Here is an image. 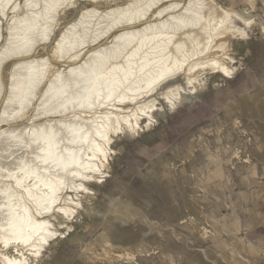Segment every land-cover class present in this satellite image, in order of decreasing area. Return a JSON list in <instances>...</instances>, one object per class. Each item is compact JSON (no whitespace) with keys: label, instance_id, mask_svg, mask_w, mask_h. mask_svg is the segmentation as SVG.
<instances>
[{"label":"bare ground","instance_id":"bare-ground-1","mask_svg":"<svg viewBox=\"0 0 264 264\" xmlns=\"http://www.w3.org/2000/svg\"><path fill=\"white\" fill-rule=\"evenodd\" d=\"M26 1L30 2L25 0L21 5ZM31 1L22 6L26 11L25 7L29 8L27 14L6 25L9 28L13 24L16 32L11 37L16 39L13 44L9 42L6 54L0 53V57L16 58L7 102L15 103L21 112L30 105V98L33 101L36 88L42 86L43 72L49 65L43 57L30 56L48 39L53 17L67 0ZM98 1L111 5L102 10L100 5L95 7ZM115 1L86 0L94 5L83 7L80 16L64 25L65 30L55 39L51 52L56 53L63 68L52 66L55 69L51 70L57 71L42 90V103L36 102L44 106L42 115L50 119L44 125L27 123L18 128L27 137L19 134V139H28L24 146L30 148L29 157L22 156L0 171V264H31L30 256L38 262L59 236L68 237L74 216L82 208L79 194L98 185L101 179L97 182L96 175L109 168L117 138L138 135L143 131L142 123L145 128L154 127L210 90H217L219 84L206 85L203 75L228 80L237 75L233 58L236 44L231 33L240 38L242 29L231 23V12L216 8L210 0H174L161 4V8L156 6L167 0H128L121 6L114 5ZM3 6L0 4V9ZM16 11L15 16L22 12ZM238 13L241 18L247 14L243 9ZM244 23L251 28V22ZM6 106L3 108L12 107ZM7 112H3L6 121L10 119ZM10 114L16 116V111ZM14 133L19 143V132Z\"/></svg>","mask_w":264,"mask_h":264},{"label":"rangeland","instance_id":"rangeland-1","mask_svg":"<svg viewBox=\"0 0 264 264\" xmlns=\"http://www.w3.org/2000/svg\"><path fill=\"white\" fill-rule=\"evenodd\" d=\"M24 1L0 2L4 5V8H1L3 14L0 12V49L6 42L5 38L9 37L8 44L4 46L7 50L4 48L0 50L2 55L8 52V47H11L9 42L13 44V40L16 39L12 38V34L16 32L13 24L18 17L21 18L22 14L25 15L30 11L28 7H25L28 10L26 11L22 6H27L32 1H26L27 3L21 5ZM70 1L72 0L64 3L67 9L62 5L64 11L60 9L56 18L53 17L48 39L42 42L43 44H38L33 50V55L30 56V58L47 59L50 66L45 65L47 71L44 69V72H47V75L50 73V76L43 72L45 82L43 78L42 84L40 82L42 86L38 85L41 90L36 88L32 96L33 101L29 99V111L28 107L23 110L25 115L17 105V109L14 108L15 103L10 105L7 102L10 81L12 82L10 73L13 71L11 69L16 58L0 57L3 62L0 59L2 63L0 64V132L10 129L13 132L8 131L11 135L5 131L0 133V171L5 166L15 164L22 156L29 157L30 148L25 149L27 137L24 135L25 141L19 139L21 135L24 137L20 134L23 131H19L21 127L34 123L41 124V122L44 125L45 121L50 119L45 114L42 115L41 109L44 106L38 104L45 98L42 90L46 82L55 71L63 68L62 61L56 59L57 55L53 54L51 49H55L59 33L80 16L81 10L94 5L88 4L86 0H73L75 3ZM127 1L116 0L114 5L121 6ZM169 1L174 0L163 1L156 7L161 8V4ZM179 1L185 2V0ZM209 2L217 5L216 8L220 7L231 12V23L242 29L240 38L231 33L236 44L233 58L237 75L231 80L203 75V83L206 85L211 82L218 83V89L210 90L201 99L179 109L154 127L145 128L142 123L143 131L138 135L129 134L126 137L121 136L122 139L117 138L115 145L112 146L110 164L104 172L105 175L97 174L96 178L94 175L97 182L101 179L98 185L90 186L91 191L79 194L82 208H79L74 216L73 231L65 239L59 236L58 241L43 253L38 262H33L30 256L31 264H247L242 260V258L246 259V255L244 257L243 254L236 252L244 244L241 241L232 242L233 237L228 235V225L231 224L232 218L228 220L225 210H222L223 206L215 203L217 200L212 194L216 195L212 190L220 194L224 193V196H227L229 191L232 192L227 182L230 176L225 171V166L231 160L223 154L239 156L238 150H244L246 153L254 151L255 141L252 136L256 132V126L245 125L244 121H239L238 118L247 117L249 115L247 111L252 118L258 113L264 116V0H210ZM68 3L73 6L69 5L71 7L69 8ZM94 3L95 7L100 5L98 8L102 10L111 5L100 1ZM5 8L8 13L5 12ZM11 8L17 11L13 9V13ZM240 9L247 13L243 18L238 15ZM15 11L22 12L16 13L18 15L15 16ZM4 15L7 18H3ZM10 20L11 23L14 22L7 28L6 25H9ZM245 21L251 22V28L245 25ZM64 25L66 27H63ZM6 28L14 33L10 31L11 35L7 37ZM52 66L57 70H51ZM243 90L246 92L239 98L238 94ZM36 94L42 97L38 98ZM5 102L9 106H6ZM3 106L7 108L12 106L16 116L10 114L15 111L11 108L5 109ZM35 106L39 108L36 109ZM18 110L20 115L23 113L25 117L16 118L20 116ZM3 112L9 114L7 119H13L15 122L3 119L7 116ZM26 112H29L28 116ZM41 115L44 121L40 118ZM27 117L35 121L26 122L29 120ZM250 122H253V119ZM14 132H19L16 133V137L22 141L21 143L17 138L19 143L15 141ZM9 137H13L14 140ZM118 146L122 147V150H119ZM217 151L221 155L220 158L218 159L217 156L212 160V154ZM237 160L242 162L243 159ZM211 170H214V173H211ZM236 207L241 208V205ZM231 226L230 230L233 232L236 228ZM255 259H252V262Z\"/></svg>","mask_w":264,"mask_h":264},{"label":"crops","instance_id":"crops-1","mask_svg":"<svg viewBox=\"0 0 264 264\" xmlns=\"http://www.w3.org/2000/svg\"><path fill=\"white\" fill-rule=\"evenodd\" d=\"M245 92L246 90L241 91L238 97H242ZM246 113H249L247 117L238 119L244 121L245 125L256 126V132L252 136L255 141L254 151L246 153L244 150H238L239 156L223 154L231 160L225 166V171L230 176L227 182L232 192L229 191L228 195L224 196V193L212 190L216 195L212 194V197L217 200V205L223 206L222 210H225L227 219L232 218L231 224L228 225V235L233 237L232 242L241 241L244 244L236 251L244 257L246 255V259L242 260L247 264H264V116L258 113L252 118L250 112ZM252 119L253 122H250ZM217 156L218 159L221 156L219 151L212 154V160ZM239 158L243 159L242 162H237ZM210 172L214 173V170ZM236 205H241V208ZM231 225L236 228L233 232L230 230ZM255 254L257 256H254ZM252 259L255 261L252 262Z\"/></svg>","mask_w":264,"mask_h":264}]
</instances>
